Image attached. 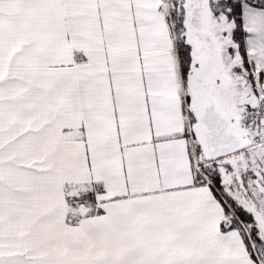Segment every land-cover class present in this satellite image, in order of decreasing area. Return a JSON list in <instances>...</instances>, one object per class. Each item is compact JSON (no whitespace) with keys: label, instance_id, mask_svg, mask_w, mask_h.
I'll return each mask as SVG.
<instances>
[{"label":"snow or ice","instance_id":"obj_1","mask_svg":"<svg viewBox=\"0 0 264 264\" xmlns=\"http://www.w3.org/2000/svg\"><path fill=\"white\" fill-rule=\"evenodd\" d=\"M0 264H264V0H0Z\"/></svg>","mask_w":264,"mask_h":264}]
</instances>
